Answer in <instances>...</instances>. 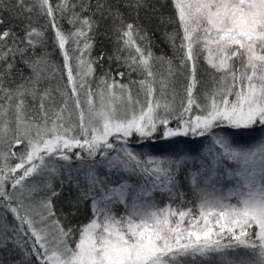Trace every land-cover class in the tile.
I'll return each mask as SVG.
<instances>
[{
  "label": "snow or ice",
  "instance_id": "1",
  "mask_svg": "<svg viewBox=\"0 0 264 264\" xmlns=\"http://www.w3.org/2000/svg\"><path fill=\"white\" fill-rule=\"evenodd\" d=\"M0 264H264V0H0Z\"/></svg>",
  "mask_w": 264,
  "mask_h": 264
},
{
  "label": "trees",
  "instance_id": "2",
  "mask_svg": "<svg viewBox=\"0 0 264 264\" xmlns=\"http://www.w3.org/2000/svg\"><path fill=\"white\" fill-rule=\"evenodd\" d=\"M163 2H164V0H160V3H163ZM163 11H164V14L167 15L168 10L164 9ZM157 15H159V13ZM43 24H44V20L41 19V20L38 21V25L37 26H40V25H43ZM65 27H68L67 24H65ZM151 30L153 32V49H154V51L158 55L161 53V51H163L167 55H171V49L169 48L168 44L162 38V34L165 31H169V32L172 31V26H170V25L169 26L160 25L159 21L157 19H154L153 22H152V25H151ZM101 42L103 43L104 47L110 52L111 49H112L111 41L107 40V39H104V38H101ZM201 64H202V67H201V70H200L201 78L204 79V80H208L209 76L203 71V68L207 67V65L204 63L203 60H201ZM105 67H107V65H105ZM112 67L114 69L116 67V65L113 64ZM258 135H259V130L257 131V133L240 135L238 137V140L243 144V143H246V142H250L252 140H257L259 138V136H260V135L259 136ZM186 139L188 141V145H189L190 148H192V149H198L199 148V146H200L199 138H186ZM152 146L155 149L160 150V149L168 147V142L165 141V140L160 139V140H156V141L152 142ZM155 154L159 155L160 152L157 151V152H155ZM232 167H235V165H232ZM181 179H183V176L181 177ZM234 183H235V181H227V180H225L222 183H218L216 185V187L217 188L226 187V190H227L228 188L233 187ZM183 190L188 194L187 195V199L188 200H190V201L194 200V197H193V195L191 193V189H190V186H189L188 183H186V182L184 183ZM156 201L162 202L164 206L166 204H168L167 198H161L160 196L156 197ZM185 207H188V205H185ZM123 211H124V209L122 207L117 210L118 214L123 213ZM231 255L233 257H235V256H238V253H231Z\"/></svg>",
  "mask_w": 264,
  "mask_h": 264
},
{
  "label": "rangeland",
  "instance_id": "3",
  "mask_svg": "<svg viewBox=\"0 0 264 264\" xmlns=\"http://www.w3.org/2000/svg\"><path fill=\"white\" fill-rule=\"evenodd\" d=\"M259 136V135H258ZM261 139V137L259 136V138L257 139V140H252V141H250V142H246V143H243L244 145H251V144H253V143H255V142H258L259 140ZM155 154V153H154ZM158 155V154H157ZM202 187H203V185H201ZM220 188H222V190H223V192H225L226 193V187H220ZM210 192L212 191V189H211V187H209V189H208ZM192 193V192H191ZM216 194H219V193H216ZM236 201H234V199H233V201H232V203H235ZM156 203H157V205L159 206V207H164V205H163V203L162 202H160V201H156Z\"/></svg>",
  "mask_w": 264,
  "mask_h": 264
}]
</instances>
